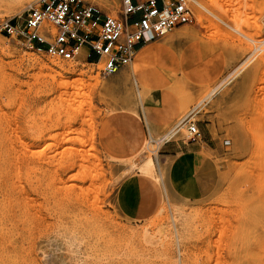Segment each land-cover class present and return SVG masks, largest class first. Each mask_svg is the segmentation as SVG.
<instances>
[{
    "label": "rangeland",
    "instance_id": "1",
    "mask_svg": "<svg viewBox=\"0 0 264 264\" xmlns=\"http://www.w3.org/2000/svg\"><path fill=\"white\" fill-rule=\"evenodd\" d=\"M35 1L0 0V25L21 24ZM82 1L102 15L121 6ZM186 1L194 19L108 75L0 28V264H72L45 243L42 255L51 236L77 242L74 264H264V0ZM138 96L161 123L151 153L168 160L174 206L147 176L115 181L109 156L133 153L123 117L143 116ZM190 143L205 155L202 193L180 189L192 185L187 166L165 155ZM144 227L158 244L144 243Z\"/></svg>",
    "mask_w": 264,
    "mask_h": 264
},
{
    "label": "built area",
    "instance_id": "2",
    "mask_svg": "<svg viewBox=\"0 0 264 264\" xmlns=\"http://www.w3.org/2000/svg\"><path fill=\"white\" fill-rule=\"evenodd\" d=\"M192 19L194 12L186 0H121L117 16L102 15L82 0H36L24 11L21 24L8 19L0 28L67 60H74L78 48L84 47L86 60L108 75L131 63L142 43ZM189 130L192 137L200 135L196 123Z\"/></svg>",
    "mask_w": 264,
    "mask_h": 264
},
{
    "label": "bare ground",
    "instance_id": "3",
    "mask_svg": "<svg viewBox=\"0 0 264 264\" xmlns=\"http://www.w3.org/2000/svg\"><path fill=\"white\" fill-rule=\"evenodd\" d=\"M46 25L50 26V24H46ZM43 30H44V28L42 26L40 28V31L43 32ZM41 35L44 38V35L42 33H41ZM44 49H45V47H44ZM77 53H78V56L80 55V57H82V58H86L85 55L87 56V53L85 52L84 47L78 48ZM54 71H55L56 75H60L61 76L60 83H59L60 85H62L64 87L65 85H67L69 83L68 79L63 77V75L65 73L70 71L69 67H65L64 65H59L57 67V69H55ZM83 73H81L80 75H84ZM228 77L229 76L227 75L216 86V88H214L207 95V97H211L213 95V93L216 91V89H219L220 86L226 81V79ZM138 99H139L138 103L141 106L142 111L145 114L144 117H145L146 121L145 120L144 121L146 122V124L148 126L147 129H148L149 138L143 137L142 130L136 129L135 130V134L132 137L133 138V142H132L131 150L133 151V153L130 156H128V157H121V158L113 156V155L109 156L110 161L118 162L121 165V168H122L121 171L115 176V181L117 183H119L125 177H127V176H129L131 174H136V175L139 174V175L147 176L148 178H150V180L153 183V185L155 186V188L158 189V192H159V195H160V198H161L160 199L161 203H162V201L164 199H166L165 201H170L171 205L174 206L175 200H174V198L172 196V192L170 190L169 182H168V163H167L168 160L164 159L162 161V165H161V163L159 164L158 156L156 154L154 155L153 153H151V151L154 152V149L152 147L154 146V144L160 138L159 137L160 135L158 136V134H159L158 133V129H157L158 127H157V125H155V122L151 119V117L149 115V112L146 109V108H148V106L146 104V101L142 97H139ZM135 114L137 115V112H135ZM187 132L188 133L190 132L189 128H188ZM191 135L193 136V134H191ZM161 207H160L159 211L157 210V212L160 213V212L163 211V208H161ZM171 220H172L173 226L177 230L178 227H179V222H178L177 216L173 215ZM150 229L148 227H144L143 228L142 234H141L142 235L141 236L142 240H144V243H146L148 245H156V244H158V242L160 240L159 236L155 235V233L153 234L150 231ZM44 243L47 244V246L50 247L51 249H53L54 251L57 250V251L61 252V258L60 259H61L62 263H64L65 261L67 262V260H68L69 262L74 264L75 261H77L76 259H77V255L79 253V248H78V245H77L76 241H73L71 239H63L61 237H55V236L52 237L51 236V238H49L48 240L43 241V243H42V245L40 247V249L42 251V255L44 257H47L49 255H48V253H47V251L45 249V246L43 245ZM65 253H66V255H64Z\"/></svg>",
    "mask_w": 264,
    "mask_h": 264
},
{
    "label": "crops",
    "instance_id": "4",
    "mask_svg": "<svg viewBox=\"0 0 264 264\" xmlns=\"http://www.w3.org/2000/svg\"><path fill=\"white\" fill-rule=\"evenodd\" d=\"M176 38L180 39V38H178L177 35H176ZM146 42L142 43L140 45L139 49L137 50V58L139 61H143V62L146 61L148 58L151 57V55L153 53V48L150 45H145ZM145 76H144V78H146ZM149 115H150L151 119L155 123H157L158 126L160 127L161 126L160 121L151 112V110H149ZM140 116H141V118L139 117V120L137 118H135L134 116L123 117V119L125 121L126 129H127L126 139H128V141H129L130 148H131L132 142H133L132 137L135 134L136 129L142 130L143 137L145 135V131H144L142 124H141V122L143 121V118L145 119L144 112H143V116L141 115V113H140ZM165 123H163V126H166ZM147 128H148V126H147ZM145 137L147 138L148 134ZM165 155H169V156H173V157L178 156V159L184 165L186 164V166H187L188 176H189V179H190L192 185L191 186L189 185L186 188L184 183L179 181L178 184H179L180 189H182L184 192L198 191V192L202 193L203 186H202V171H201V169H202V165H203V161H204V157H205V155L203 154V151H202V146L197 145V143H190L188 145V147L185 146V148L182 152H178L176 154H165ZM193 197L194 196L191 195V198H193Z\"/></svg>",
    "mask_w": 264,
    "mask_h": 264
}]
</instances>
